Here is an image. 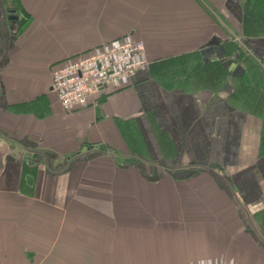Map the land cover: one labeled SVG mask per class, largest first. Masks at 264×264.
Returning <instances> with one entry per match:
<instances>
[{
  "label": "crops",
  "instance_id": "0c3cea01",
  "mask_svg": "<svg viewBox=\"0 0 264 264\" xmlns=\"http://www.w3.org/2000/svg\"><path fill=\"white\" fill-rule=\"evenodd\" d=\"M125 36L146 68L66 111ZM215 260L264 264V0H0V264Z\"/></svg>",
  "mask_w": 264,
  "mask_h": 264
},
{
  "label": "built area",
  "instance_id": "2783aa9c",
  "mask_svg": "<svg viewBox=\"0 0 264 264\" xmlns=\"http://www.w3.org/2000/svg\"><path fill=\"white\" fill-rule=\"evenodd\" d=\"M142 40L130 36L95 48L52 71L50 89L66 111L87 106L100 90L116 88L147 66ZM198 264H230L225 260Z\"/></svg>",
  "mask_w": 264,
  "mask_h": 264
},
{
  "label": "water",
  "instance_id": "95a60500",
  "mask_svg": "<svg viewBox=\"0 0 264 264\" xmlns=\"http://www.w3.org/2000/svg\"><path fill=\"white\" fill-rule=\"evenodd\" d=\"M102 147H103V146H102ZM27 181L30 183L31 180H30L29 178H27Z\"/></svg>",
  "mask_w": 264,
  "mask_h": 264
}]
</instances>
